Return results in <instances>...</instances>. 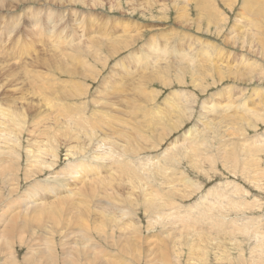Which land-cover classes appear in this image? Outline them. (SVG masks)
I'll use <instances>...</instances> for the list:
<instances>
[{
	"label": "rangeland",
	"instance_id": "374dc122",
	"mask_svg": "<svg viewBox=\"0 0 264 264\" xmlns=\"http://www.w3.org/2000/svg\"><path fill=\"white\" fill-rule=\"evenodd\" d=\"M16 1L0 0V264H264V1ZM59 128L102 131L97 175ZM60 196L76 205L55 215Z\"/></svg>",
	"mask_w": 264,
	"mask_h": 264
},
{
	"label": "bare ground",
	"instance_id": "6f19581e",
	"mask_svg": "<svg viewBox=\"0 0 264 264\" xmlns=\"http://www.w3.org/2000/svg\"><path fill=\"white\" fill-rule=\"evenodd\" d=\"M15 1V0H14ZM36 1H38V0H36ZM36 1L35 0H18V1H16L15 3H17V5H19V3H22V2H30V4L31 3H35L36 4ZM254 0H252V2H253ZM256 1V0H255ZM254 1V2H255ZM262 1V0H261ZM264 1V0H263ZM4 2V1H3ZM247 2H248V4H250L251 3V0H247ZM253 2V3H254ZM258 2V1H257ZM260 2V1H259ZM11 3V2H10ZM252 3V4H253ZM262 3V2H261ZM260 3V4H261ZM21 5V4H20ZM255 6H257V4L255 3L254 4ZM259 5V4H258ZM263 5H264V3H263ZM3 6H5V4H2L1 2H0V8L1 7H3ZM11 6H13V4H11ZM26 6V5H25ZM260 6V5H259ZM39 7V6H38ZM250 7H252V5H250ZM262 7V6H261ZM263 8H264V6H263ZM3 9H5V8H3ZM10 9V8H9ZM8 9V10H9ZM46 9V8H45ZM47 11V10H46ZM52 12V11H51ZM200 11H199V9H198V13H199ZM29 13V12H28ZM45 13V12H44ZM55 12H53V14H54ZM53 14H51V16L53 15ZM74 14V13H73ZM65 17V16H64ZM53 19H51L50 17L48 18V22H49V24H54L55 25V23H54V21H52ZM250 22H251V20H249ZM59 22V21H58ZM256 22V21H255ZM254 22V23H255ZM60 23V22H59ZM40 25H41V23H39ZM46 24V23H45ZM256 24H258L257 22H256ZM24 25V24H23ZM36 25H37V20H36V23H34V25L33 26H35L36 27ZM43 25V24H42ZM41 25V26H42ZM52 26V27H55V26ZM60 25V24H59ZM4 26V25H3ZM43 27V26H42ZM15 28V27H14ZM14 28H13V30H14ZM39 28V27H38ZM41 28V27H40ZM44 29V28H43ZM43 29L41 28V30L43 31ZM49 29V28H48ZM45 30V29H44ZM11 31H12V28H11ZM26 31V30H25ZM40 31V30H39ZM52 31V30H51ZM41 32V31H40ZM39 32V33H40ZM44 32V31H43ZM55 32V31H54ZM58 33V32H57ZM10 34V33H9ZM44 34H45V32H44ZM44 34H42V37L44 36ZM54 34V33H53ZM56 34V33H55ZM123 34V33H122ZM1 35H2V33H1ZM60 36V34H58L57 35V37H59ZM70 36V35H69ZM41 37V36H40ZM60 37H62L63 38V36H60ZM60 37L57 39V44L58 43H61L59 46H61L62 45V42H59V41H62V40H60ZM68 37V36H67ZM72 37V36H71ZM71 37H69L68 39H69V41H67L68 43L71 41ZM45 39V38H44ZM17 40V39H16ZM16 40H14V43L16 42L17 43V41ZM43 40V39H42ZM53 40V39H52ZM55 41V40H54ZM63 41H64V38H63ZM45 42V41H44ZM49 42V41H48ZM56 42H55V45H56ZM72 42V41H71ZM94 42V39L92 38V39H90V40H88V41H86V43L84 44V46L86 47V49H89L90 50V47H91V45H92V43ZM154 42V41H153ZM68 43H65V44H68ZM202 43V42H201ZM204 43V42H203ZM64 44V43H63ZM28 45V44H27ZM70 45V44H69ZM82 45V44H81ZM79 46V45H78ZM188 46V45H187ZM192 46V45H191ZM190 46V47H191ZM2 47V46H1ZM0 47V48H1ZM12 47V46H11ZM68 47H70V46H68ZM76 47H77V45H76ZM10 48V47H9ZM52 48H53V46H52ZM23 49V48H22ZM24 49H26V48H24ZM24 49H23V52L25 53V51H24ZM66 49V48H65ZM64 49V50H65ZM85 49V48H84ZM85 49V50H86ZM150 49H151V47H150ZM157 49V48H156ZM162 49V48H161ZM164 49V48H163ZM162 49V50H163ZM188 49V48H187ZM101 50V49H100ZM154 50V49H153ZM8 51H9V49H8ZM14 51V50H13ZM52 51H54V48H53V50ZM56 51V50H55ZM60 51V50H59ZM66 52L68 51V50H65ZM95 51V50H94ZM96 51H99V50H96ZM94 52V53H96V59H97V56H98V53H100V52ZM151 51V50H150ZM156 51V50H155ZM175 51V50H174ZM11 52V51H10ZM157 53H158V55L159 56H161V50L160 49H158V51H156ZM165 52V51H164ZM168 52H169V50H168ZM13 53V52H12ZM55 53V52H54ZM61 53H62V51H61ZM184 53L185 52H183V50H178V58H182V57H186V54H185V56H184ZM63 54L65 55L66 53H64L63 52ZM62 54V55H63ZM68 54V53H67ZM167 54H169V53H167ZM206 55H208V52H206L205 53ZM28 55H29V53H28ZM61 55V54H60ZM164 55H166L165 53H164ZM174 55V54H173ZM65 56H67V55H65ZM68 57V56H67ZM66 57V58H67ZM152 57H153V55H152ZM171 57V56H170ZM72 58V57H71ZM157 58V57H156ZM162 58V57H161ZM209 58V57H208ZM69 59V58H68ZM75 59V58H74ZM139 59V58H138ZM158 59V58H157ZM162 59H164V58H162ZM58 60H61V59H58ZM66 60V59H65ZM70 60V59H69ZM83 60V62H84V64H87V60L85 59V58H83L82 59ZM142 59L140 58V60H137L138 62H140ZM146 60V59H145ZM148 60V59H147ZM185 60V59H184ZM184 60H182V61H184ZM198 60V59H197ZM197 60L195 61V59L194 60H192V62L194 61V63L195 62H197ZM62 61H64V60H62ZM61 61V62H62ZM81 61V60H80ZM136 61V60H135ZM158 60H156V62H157ZM164 61V60H163ZM179 61H181V60H179ZM65 62H67V61H65ZM65 62H62V63H64L65 64ZM71 62H74L73 61V59H71ZM97 62H99L98 61V59H97ZM137 62V63H138ZM156 62H154V63H156ZM191 62V61H190ZM74 63H76V62H74ZM82 63V62H81ZM61 64V63H60ZM141 64V63H140ZM153 64V63H152ZM197 63H195V65H196ZM65 65H67V64H65ZM146 65V64H145ZM56 69L57 70H59L61 73H64L65 72V70H64V68L62 67V65H57L56 64ZM154 66V65H153ZM175 66V65H174ZM189 66V65H188ZM192 66V65H191ZM125 67V66H124ZM146 67V66H145ZM177 67V66H176ZM199 67V66H198ZM141 68V67H140ZM157 68V67H156ZM179 67H177V69H178ZM186 68V67H185ZM188 68V67H187ZM195 68V67H194ZM191 69V68H190ZM198 69H200V68H198ZM138 70V69H137ZM136 70V71H137ZM146 70H147V68H146ZM183 70H185V69H183ZM183 70H179V71H183ZM187 70V69H186ZM159 71H161V70H159ZM196 71H198V70H191V72H196ZM143 72V71H142ZM144 72H145V70H144ZM148 72V71H147ZM157 73V72H156ZM147 74V73H146ZM145 74V75H146ZM160 74V73H159ZM143 75H144V73H143ZM150 75H152V74H150ZM149 75V76H150ZM153 75H155V74H153ZM160 75H162V74H160ZM68 76H72L71 74H69ZM135 76V75H134ZM147 76H148V74H147ZM146 77V76H145ZM149 79V78H148ZM140 80H141V78H140ZM139 80V81H140ZM139 81H138V85H139ZM142 81V80H141ZM144 81V80H143ZM142 81V82H143ZM146 81H148V80H146ZM144 83V82H143ZM126 88H127V86H126ZM14 91V90H13ZM33 95V94H32ZM23 96H24V94H23ZM71 97V96H70ZM23 98V97H22ZM26 98V97H25ZM66 98V97H65ZM20 99V98H19ZM70 99V98H69ZM21 100V99H20ZM20 100H18V102L20 101ZM17 102V103H18ZM22 102V101H21ZM22 104V103H21ZM46 104V103H45ZM49 106H50V104L51 103H47ZM11 105H13V104H11ZM18 105V104H17ZM52 105V107L54 108V106H53V104H51ZM60 105V104H59ZM64 105V104H63ZM66 105V104H65ZM60 106V107H62L61 109H62V112H63V115H65L64 117H66L67 116V118H69V114L71 113V112H69V110H70V108H68V110L66 109L65 110V108H66V106ZM47 106V105H46ZM228 106V105H227ZM51 106L49 107V108H51V109H53ZM71 107V106H70ZM87 107V106H86ZM10 107H7L6 109H9ZM48 108V109H49ZM74 108H76V107H74ZM73 108V109H74ZM228 108H230L229 106H228ZM227 108V109H228ZM4 109V108H3ZM3 109L2 110H0V121H1V124L3 125L4 124V122L6 121V120H8V121H10L11 119H10V112L9 111H7V110H4L3 111ZM50 109V110H51ZM59 110V109H58ZM54 111V110H53ZM53 111H50V112H53ZM134 111V110H133ZM58 112V111H57ZM59 112H60V110H59ZM59 112L58 113H55V114H59ZM62 112H60L61 114H62ZM54 113V112H53ZM76 113V112H75ZM74 113V114H75ZM54 114V115H55ZM63 115H61V116H63ZM71 116V115H70ZM106 116V115H105ZM104 115H103V117H105ZM21 117V116H20ZM18 115H16L15 117L13 116L12 117V120L14 121V122H12V124H16V120L17 119H19L20 118ZM29 117H30V115H29ZM55 117V119L57 118L58 119V115H57V117L56 116H53V118ZM33 118V117H32ZM107 118V117H106ZM59 119H61V118H59ZM64 119V118H63ZM66 120V123H67V119H65ZM64 120V121H65ZM51 121H52V119H51ZM56 122H58L59 124H60V122H62V120L61 121H57V120H55ZM54 121V122H55ZM109 121V120H108ZM91 122H93V121H91ZM65 123V124H66ZM59 124H58V126H59ZM95 124V123H94ZM108 124V123H107ZM61 125V124H60ZM87 125H89V124H87ZM110 125H111V123H110ZM61 126H63V125H61ZM66 126V125H65ZM89 126H91V125H89ZM101 126V125H100ZM57 126H55L54 128H56ZM95 126H93L92 125V127H90L89 129H95L94 128ZM112 127H113V125H112ZM63 128V127H62ZM96 128H100V127H96ZM60 130H54L53 132H54V138H53V136L51 137V139H53V140H55V138L57 137L58 138V136L61 134V133H63V135L65 136V134L67 135V136H65V137H68L67 139L69 140V141H74V140H76V141H74L75 142V145L76 146H73V147H71L69 150H68V155L69 156H71V157H74V158H76V157H81L80 159H79V165H77V167H79L80 168V170H79V172H78V174L80 175V178H83V175H84V177L85 178H88L89 176L87 175V173H89L90 175H97V172L96 173H94V174H92V171H94V169L93 168H91V167H89V166H87V161L84 159V156H85V154H87V151H88V149L90 148L89 147V142L91 141V139L93 138H95V133L97 132H93V131H90V133H88L89 131H87V133L89 134H86V141H87V143L86 142H84V143H82V141H81V143H77V140H78V138L76 137V135L75 134H73V131L71 130V128L70 129H68L67 130V128H64V129H61V128H59ZM61 130H62V132H61ZM104 130V129H103ZM52 131V130H51ZM68 132V133H67ZM100 132H102L101 130H100ZM99 132V133H100ZM65 133V134H64ZM98 133V132H97ZM96 133V134H97ZM98 133V134H99ZM72 134H73V139H72ZM97 134V136H96V138L98 137V136H100V135H98ZM48 135H50V134H48ZM62 135V136H63ZM47 136V135H46ZM61 136V137H62ZM60 137V136H59ZM64 138V137H63ZM95 138V139H96ZM48 139V138H47ZM66 139V140H67ZM79 139H81V138H79ZM98 139H101V141H100V143H102V147L105 145V147L104 148H106V147H110L109 145L110 144H108L107 143V141L104 139V138H102V137H98ZM98 139H97V141H98ZM126 142L129 144V142L131 141V139L129 138V137H126ZM50 141V140H49ZM96 141V140H95ZM43 142V141H42ZM78 142H79V140H78ZM97 143H99V142H97ZM38 146H39V144H38ZM42 147H43V145H41ZM45 146V145H44ZM193 146H196V145H193ZM3 150V149H2ZM37 151H39V153L40 154H45L46 155V151L45 150H41L40 148H39V150H37ZM4 153V152H3ZM28 153H31L30 151L28 152ZM32 154H33V152H32ZM30 155V154H29ZM34 155V154H33ZM36 155V154H35ZM1 156V155H0ZM37 156V155H36ZM76 156V157H75ZM38 157V156H37ZM40 158H41V156H40ZM36 159V158H35ZM98 159V158H97ZM40 161V159L39 160H37L36 159V161H34L35 162V164H39V165H42V166H44V163L43 164H41L40 162L41 161H43V159H41V161ZM46 164V163H45ZM55 164L53 163V164H51V165H49L48 166V169H50V168H52L53 166H54ZM7 168V167H6ZM5 168V169H6ZM54 168V167H53ZM52 168V169H53ZM8 169V168H7ZM10 169V168H9ZM105 169H106V167H104L103 168V171H105ZM102 173V172H101ZM71 174V176H73L75 173H70ZM69 175V174H68ZM110 177H111V175H109ZM84 180V179H83ZM82 180V182H83V185H84V187L86 188V190H87V186H86V184H85V181H83ZM101 180V179H100ZM81 181V180H80ZM98 184L100 185V188L102 187V190H104L105 189V187L103 186V184H102V182L101 181H98ZM221 187V186H220ZM48 188V187H47ZM91 188V192L93 193V189H94V187H90ZM217 189V188H216ZM97 190V189H96ZM223 190V189H222ZM221 190V191H222ZM42 191V190H41ZM40 191V192H41ZM139 191H141V189H139ZM143 191V190H142ZM215 191H219V190H215ZM221 191H219L218 192V194H220L221 193ZM81 192V191H80ZM52 194H54L53 192H51ZM144 193V192H143ZM60 194V193H59ZM58 194V195H59ZM75 194H76V196L77 195H80V196H82V193H78V190L75 192V193H71V195L70 196H68L69 197V199L71 198V197H74L75 198ZM145 194V193H144ZM55 196V195H54ZM145 196H147V197H149V195L148 194H145ZM221 196H222V194H221ZM61 197V196H60ZM67 196H63V197H61V199H59V197H58V201H57V199H56V201L53 203V204H51L50 206H51V208L52 209H54V214L56 215V211H55V209L56 210H60V207L62 206V205H67V204H69L68 205V208L69 209H71V207L72 208H74V206L76 205V202L74 201V200H71L70 201V203L67 201L68 199V197L66 198ZM78 197V196H77ZM107 197V196H106ZM216 197H217V195H216ZM220 196L218 195V198H219ZM65 199V200H64ZM38 206V208H39V204L37 205ZM24 209V208H23ZM26 209V208H25ZM27 210H29V208L27 209ZM27 210H25L26 212H27ZM24 211V210H23ZM207 212V211H206ZM13 213V212H12ZM16 213V212H15ZM17 213H21L20 211L18 212L17 211ZM25 213V212H24ZM23 212L21 213V215H23L24 214ZM28 213V212H27ZM29 213H30V211H29ZM36 213H39V209L38 210H36ZM18 215V214H17ZM24 215H26V214H24ZM29 215V214H28ZM15 216V215H14ZM156 217H158L157 216V214L155 215ZM16 218H17V216H15ZM16 218H15V220H16ZM25 218V216H23V219ZM18 220H19V218H18ZM21 220V219H20ZM26 220V219H25ZM159 220H160V218H159ZM158 220V221H159ZM165 220V219H164ZM21 222H22V220H21ZM159 222H163V220H160ZM18 226H20V223H19V225ZM22 226V225H21ZM132 228L134 229L135 227L134 226H132ZM133 233H139V231H132ZM35 233V231H33V234ZM43 233H44V235H45V238H46V240L51 244V242H52V239H53V237H52V235H51V231H43ZM8 244V243H7ZM9 245V244H8ZM9 248H10V245H9ZM11 249H12V247H11Z\"/></svg>",
	"mask_w": 264,
	"mask_h": 264
}]
</instances>
